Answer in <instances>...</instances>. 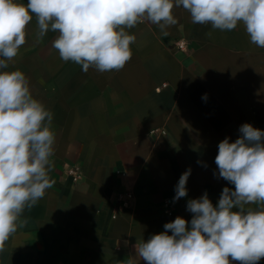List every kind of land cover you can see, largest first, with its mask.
<instances>
[{"label":"crops","instance_id":"0c3cea01","mask_svg":"<svg viewBox=\"0 0 264 264\" xmlns=\"http://www.w3.org/2000/svg\"><path fill=\"white\" fill-rule=\"evenodd\" d=\"M174 15L167 35L147 21L128 29L136 36L131 60L104 73L62 61L51 31L33 46L30 22L7 70L23 71L53 113L52 187L25 209L28 222L6 242L0 264H126L137 240L177 216L190 226L189 200L207 192L215 206L224 187L234 190L215 157L241 125L264 131V48L250 43L243 25L220 31L192 23L183 8ZM188 169L187 196L174 202ZM127 192L133 197L122 207L115 196Z\"/></svg>","mask_w":264,"mask_h":264},{"label":"clouds","instance_id":"9594fccd","mask_svg":"<svg viewBox=\"0 0 264 264\" xmlns=\"http://www.w3.org/2000/svg\"><path fill=\"white\" fill-rule=\"evenodd\" d=\"M183 8L194 24L232 31L243 25L250 43L264 48V0H0V253L27 224L22 219L52 187L49 175L56 133L53 113L35 98L29 78L9 63L37 24L34 45L51 31L64 62L82 71L122 70L136 36L128 29L150 22L167 35ZM211 36V33H207ZM206 99V95L204 97ZM234 142L218 144L215 164L224 187L214 206L205 192L187 203L189 222L177 216L164 231L137 240L126 264H259L264 258V131L245 123ZM191 169L179 178L173 201L187 196ZM256 205V207H252ZM169 232L171 234H169ZM125 246L128 241H124Z\"/></svg>","mask_w":264,"mask_h":264},{"label":"built area","instance_id":"2783aa9c","mask_svg":"<svg viewBox=\"0 0 264 264\" xmlns=\"http://www.w3.org/2000/svg\"><path fill=\"white\" fill-rule=\"evenodd\" d=\"M179 48L183 47V43L178 45ZM68 175L71 176L74 183H77L81 180V174L77 169H69ZM133 195L130 192L118 194L115 196V200L120 206L125 207L128 205L129 201L132 199Z\"/></svg>","mask_w":264,"mask_h":264}]
</instances>
